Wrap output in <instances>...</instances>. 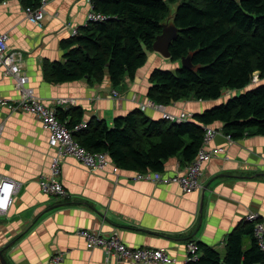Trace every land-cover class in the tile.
<instances>
[{"label":"crops","instance_id":"crops-1","mask_svg":"<svg viewBox=\"0 0 264 264\" xmlns=\"http://www.w3.org/2000/svg\"><path fill=\"white\" fill-rule=\"evenodd\" d=\"M25 8L24 0H0V33L8 35L9 50L21 53L20 67L28 87L46 107L56 108L58 117L80 110V123L103 121L109 128L116 118L136 111L153 121L162 119L157 109L146 106L149 78L155 69L170 70L180 62L151 50L133 79L126 76L117 87L107 72L100 82L85 77L58 83L52 79L51 67L64 64L63 43L73 38V30L85 26L91 0H49L40 26L28 22ZM0 93L7 99L18 98L14 80L3 77L2 69ZM239 93L224 91L215 101L190 98L166 106L165 111L194 116L224 105ZM59 100L64 102L58 105ZM0 125V175L17 184L11 207L0 217V249L7 247L3 251L7 264H51L56 254H62L61 264H124L101 249H87L79 230L105 237L115 234L129 247L164 250L173 264H185L189 242L224 254L228 236L249 212H257L264 221V137L254 129H247L245 136L230 144L223 132L211 141L210 150L222 147L225 151L202 165L201 188L190 194H183L175 184L134 180L137 172L91 171L65 157L59 182L68 197L55 198L38 185L39 178L49 176L55 153L48 132L33 115L9 113L3 107ZM212 128L221 130V125ZM186 165L179 153L156 173L183 174ZM250 244L244 238V250Z\"/></svg>","mask_w":264,"mask_h":264},{"label":"trees","instance_id":"trees-1","mask_svg":"<svg viewBox=\"0 0 264 264\" xmlns=\"http://www.w3.org/2000/svg\"><path fill=\"white\" fill-rule=\"evenodd\" d=\"M41 1L24 0L33 8ZM91 5L111 19L81 27L76 37L63 43L65 62L51 67L54 81L87 77L100 82L106 72L114 87L126 76L133 79L146 63L161 23L171 16L178 33L168 46L169 60L180 62L190 55L195 69H155L148 100L166 107L190 98L215 101L224 91L240 93L180 124L153 121L141 111L116 118L112 128L92 120L75 139L82 147L107 153L122 170L162 172L164 163L179 153L187 164L194 159L206 127L220 124L233 141L247 129L264 137V82L251 84L256 73L264 78V0H91ZM59 119L71 128L81 122L82 114L62 113ZM244 238L251 240L246 250ZM198 247V259L185 264H264L254 227L245 222L228 236L224 254Z\"/></svg>","mask_w":264,"mask_h":264},{"label":"built area","instance_id":"built-area-1","mask_svg":"<svg viewBox=\"0 0 264 264\" xmlns=\"http://www.w3.org/2000/svg\"><path fill=\"white\" fill-rule=\"evenodd\" d=\"M48 1L42 0L36 8H25V16L28 22L36 26L41 25L45 15L44 7ZM110 19L109 16L93 11L91 5L90 11L86 16V24L84 27L94 23H104ZM78 32L77 29L73 30L72 37H76ZM8 39L6 33H0V69H2L3 77L14 80V88L18 93V98L14 100L7 99L0 93V107L5 108L9 113L21 112L33 115L41 127L48 132L49 144L54 148L55 152L52 158L49 176L38 179L40 190L51 197H68V193L59 182L62 159L65 157L74 158L88 170L105 171L107 168H111L112 173L116 174L119 169L110 162L107 153L90 152L74 139L75 134L87 128L86 123H78L71 128L67 127V122L60 121L56 108L46 107L35 96L33 89L28 87L27 76L22 72L20 67L22 55L18 51L9 50ZM261 81L264 82V78L260 79L259 74L256 73L252 76L251 84H258ZM63 102L59 100L57 104L60 105ZM146 106L157 109L161 113L162 119L170 123L180 124L192 120V114L183 112L177 116L171 115L165 111L164 106L154 104L151 101ZM2 129L3 125H0V140L2 137ZM217 135H221L220 129H214L212 127L204 128L202 145L194 159L185 166L183 174L166 177L161 173L148 171L136 173L133 179L147 180L158 184H175L183 194H190L199 190L201 188L202 165L225 151L222 147L209 149V144ZM224 138L229 144L234 142L230 136L224 135ZM16 190V182L0 175V217L5 215L11 207ZM244 222L253 225L254 239L259 249L264 253V221L257 212L251 211L244 217ZM78 235L84 240L87 249H101L118 263H174V259L164 250L149 248L134 249L124 244L115 234L110 237H105L96 231L79 230ZM186 250V262L198 259L199 247L195 241L189 242ZM62 259V254H56L52 256L50 262L51 264H61Z\"/></svg>","mask_w":264,"mask_h":264},{"label":"water","instance_id":"water-1","mask_svg":"<svg viewBox=\"0 0 264 264\" xmlns=\"http://www.w3.org/2000/svg\"><path fill=\"white\" fill-rule=\"evenodd\" d=\"M161 28L162 30L160 35L156 37V40L152 45V51L164 58L169 59L170 54L168 52V46L170 45L171 41L176 38L178 31L171 21V16L161 23ZM180 64L182 68L195 69L191 64L190 55L181 59ZM5 248L2 250L0 249V264H7L3 256V251L6 250Z\"/></svg>","mask_w":264,"mask_h":264},{"label":"rangeland","instance_id":"rangeland-1","mask_svg":"<svg viewBox=\"0 0 264 264\" xmlns=\"http://www.w3.org/2000/svg\"><path fill=\"white\" fill-rule=\"evenodd\" d=\"M166 62H170L169 60L168 61H166ZM173 64H175V66H172L171 68H170V71H174L175 72V70L177 69V68H181V64L180 63H178V65H176V63H173ZM164 70H169V69H167V68H165ZM149 249H151V248H149Z\"/></svg>","mask_w":264,"mask_h":264},{"label":"bare ground","instance_id":"bare-ground-1","mask_svg":"<svg viewBox=\"0 0 264 264\" xmlns=\"http://www.w3.org/2000/svg\"><path fill=\"white\" fill-rule=\"evenodd\" d=\"M89 26V25H88ZM52 73V72H51Z\"/></svg>","mask_w":264,"mask_h":264}]
</instances>
